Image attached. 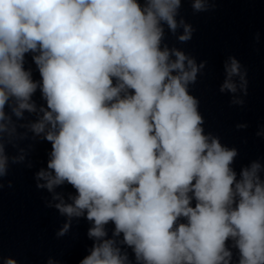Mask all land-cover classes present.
<instances>
[{"label": "clouds", "instance_id": "obj_1", "mask_svg": "<svg viewBox=\"0 0 264 264\" xmlns=\"http://www.w3.org/2000/svg\"><path fill=\"white\" fill-rule=\"evenodd\" d=\"M180 5L0 0V177L8 164L2 134L15 131L5 108L17 118L36 112L39 88L46 108L32 131L44 134L51 153L37 187L75 189L71 203L53 198L62 214L93 224L88 236L95 242L80 264H132L117 246L121 234L135 264H230L229 240L238 264H264L260 164L237 180L231 167L237 151L204 134L198 100L188 91L205 63L161 49L164 25L173 33L183 26L178 39H191V27L176 19ZM193 7L203 10V0ZM28 53L40 82L24 67ZM240 67L234 58L226 65L221 92L236 93L232 77L239 76L247 94ZM109 223L113 238H106Z\"/></svg>", "mask_w": 264, "mask_h": 264}]
</instances>
